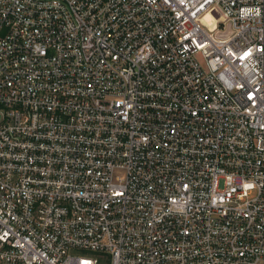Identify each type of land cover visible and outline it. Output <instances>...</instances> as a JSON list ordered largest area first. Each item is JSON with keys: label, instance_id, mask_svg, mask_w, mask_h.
<instances>
[{"label": "built area", "instance_id": "1", "mask_svg": "<svg viewBox=\"0 0 264 264\" xmlns=\"http://www.w3.org/2000/svg\"><path fill=\"white\" fill-rule=\"evenodd\" d=\"M0 264H264V0H0Z\"/></svg>", "mask_w": 264, "mask_h": 264}, {"label": "rangeland", "instance_id": "2", "mask_svg": "<svg viewBox=\"0 0 264 264\" xmlns=\"http://www.w3.org/2000/svg\"><path fill=\"white\" fill-rule=\"evenodd\" d=\"M212 17L217 20L220 18V16L216 12H212L211 15L205 17L203 21L204 25L210 29L215 28V22Z\"/></svg>", "mask_w": 264, "mask_h": 264}]
</instances>
